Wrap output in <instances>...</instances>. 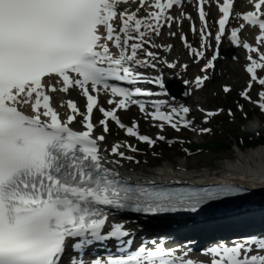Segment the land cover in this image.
I'll list each match as a JSON object with an SVG mask.
<instances>
[{"label":"snow or ice","instance_id":"snow-or-ice-1","mask_svg":"<svg viewBox=\"0 0 264 264\" xmlns=\"http://www.w3.org/2000/svg\"><path fill=\"white\" fill-rule=\"evenodd\" d=\"M199 4V49H193L183 34L179 37L195 61L211 47L208 37L212 36L205 0ZM217 4L222 13L214 37L218 47L233 0H217ZM177 6L181 0H0V264H194L187 252L166 248L161 241L141 239L133 248L132 234L122 222L110 223V214H199L210 202L236 196L241 189L133 186L116 167L107 165L119 163L110 157L134 160L122 147L131 152L138 149L121 143L104 149L105 135H94L92 121L97 109L104 133L109 131V121L125 129L116 113L137 105L141 113L161 121V131L165 123L176 131L193 124L187 119L191 112L187 106L163 112L165 101L160 100L148 113L147 105L136 99L168 95L162 75L147 78L139 69H157L158 63L177 67V61L163 60L149 50L165 47L154 42L163 28L179 27L180 19L171 14ZM236 16L258 26L257 44L264 45V0H254L253 11ZM243 28L241 24L231 30L232 44L241 46L238 33ZM191 30L196 32L195 25ZM242 47L259 53V59L247 56L249 80L240 95L264 113V75L258 74L264 70V52L246 42ZM217 56L218 51L200 71L214 68ZM180 67L186 71L188 65ZM208 79L207 74L196 76V89ZM140 83L154 84L160 91L142 90ZM254 84L261 89L255 101L249 94ZM70 90H79L86 98V109L81 111L74 100H68L60 105L68 110L61 116L52 94ZM101 91L110 94L108 103L114 107L98 105ZM199 110L204 124L223 111ZM228 114L233 115L231 110ZM74 122L84 130H74ZM137 128L133 122L126 135L154 147L156 141L140 135ZM198 131L206 134L211 129ZM110 241L114 251L107 247ZM208 254L210 264H264V239L250 237L231 246L219 242Z\"/></svg>","mask_w":264,"mask_h":264},{"label":"rangeland","instance_id":"rangeland-1","mask_svg":"<svg viewBox=\"0 0 264 264\" xmlns=\"http://www.w3.org/2000/svg\"><path fill=\"white\" fill-rule=\"evenodd\" d=\"M177 32L179 35L181 31ZM172 41L171 46L178 45V36H173ZM190 72L193 73V70L191 69ZM162 75L167 78H173L175 76L169 75L165 71L162 72ZM209 78H211V82H207L205 88L200 92L202 94V97H199L200 103L193 107L194 110H197L203 104L204 110L216 111L223 109L218 117L210 121L209 126H203L210 128L211 132L206 134L199 132L198 135L196 133L195 135L191 133L172 135L183 141L190 140L192 143L200 146V151L197 150L196 155L194 154L190 158H185L186 156L180 151H173L160 158L158 153L154 154L153 151L147 148L146 153L130 155L134 157L133 161L122 159V164L129 167V169L155 171L175 161L173 162L174 166L185 164L188 167L194 166L198 170L212 169L221 171L225 168L228 161H232V157L235 155L233 145L235 144L241 147L239 138L246 139L256 146L258 143L264 141V115L260 114L252 105L246 104L239 99V93L244 86V75L241 72L239 64L233 63L231 59L225 58L224 61L219 63L218 71H215L212 77ZM224 87L230 88L231 91L226 94L223 91ZM241 106L243 111L240 110ZM229 110H231L233 115L229 116ZM194 129H198V127H193ZM151 138L154 139V136H151ZM209 141L211 144L207 145ZM220 144L231 145L232 147L220 150L218 149L220 147L218 145ZM206 145L208 151L205 149ZM142 148L144 147L142 146ZM177 155L180 156L179 159H176ZM161 159L165 161L157 164ZM136 161H139V163H136Z\"/></svg>","mask_w":264,"mask_h":264},{"label":"bare ground","instance_id":"bare-ground-1","mask_svg":"<svg viewBox=\"0 0 264 264\" xmlns=\"http://www.w3.org/2000/svg\"><path fill=\"white\" fill-rule=\"evenodd\" d=\"M131 7L134 9L137 6H131ZM172 31L173 30L169 29V28H166V30H161V35L158 37H154V42L158 45L165 46L161 50L158 49L159 53L164 55L170 62L177 61L179 63V62H182L183 60L181 58H178L176 55H174L173 57H170L169 52L167 50V45L170 43V39L172 38V36L169 33ZM178 48H179L178 46L175 47V49L177 51L175 54H179ZM178 63H177V65H178ZM176 70H177L176 68L173 69V71H176ZM184 73H185V70L183 73L182 72L175 73L176 79L180 80L179 77L184 75ZM152 75H154V74H152ZM182 81H183L182 84L187 88H190L191 86L194 85V81L190 76H186V79H183ZM184 81H189V83L186 85L184 83ZM193 94H195V91H193ZM197 95L198 94L196 93V96ZM56 99L58 100V102L55 103V107L61 113V115H63V113H64L61 110L62 107H60L61 103H64L66 105V102L68 100H74L76 102L77 106L79 107L80 99H79L78 94L75 91L70 92L66 97H64V99L59 95L56 96ZM63 108L67 110L66 106ZM186 168H187V174L192 176V178L218 176V178L221 179V178H224V176L227 174L232 176L233 174L240 175L243 172V173H247V174H257L260 177V179L261 178L264 179V147L255 148V149H252L250 151H246L245 153L242 151L237 152L235 155H233L232 162L227 163L225 165V168L223 167L224 169H222L221 171L212 170V169H205V170L203 169V170H198L197 172H194V171L188 172V167H186L184 164H181L180 167H178V168H176V170L175 169L174 170L176 171V173L182 174L186 171ZM119 169H121V171H123L125 173L131 172V174H134L135 176H139V177L151 176V175H160V174H169V173L174 171L170 167H165V168L162 167L161 169H158L156 171H142L139 169H126V167H124V165H120ZM219 175H222V176H219ZM229 180L231 182H233V176ZM246 181H247L246 184H248V185L253 184V182L250 180V178H247ZM258 189L260 190V188H258ZM261 190H264V189H261Z\"/></svg>","mask_w":264,"mask_h":264},{"label":"trees","instance_id":"trees-1","mask_svg":"<svg viewBox=\"0 0 264 264\" xmlns=\"http://www.w3.org/2000/svg\"><path fill=\"white\" fill-rule=\"evenodd\" d=\"M244 145H245V146H251V143L248 142V141H244Z\"/></svg>","mask_w":264,"mask_h":264}]
</instances>
